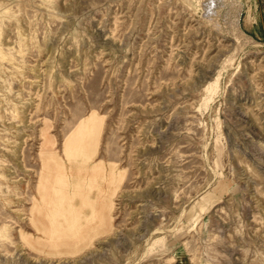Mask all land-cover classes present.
Here are the masks:
<instances>
[{"label": "rangeland", "instance_id": "obj_1", "mask_svg": "<svg viewBox=\"0 0 264 264\" xmlns=\"http://www.w3.org/2000/svg\"><path fill=\"white\" fill-rule=\"evenodd\" d=\"M82 120L108 228L53 249ZM0 264H264V0H0Z\"/></svg>", "mask_w": 264, "mask_h": 264}, {"label": "bare ground", "instance_id": "obj_2", "mask_svg": "<svg viewBox=\"0 0 264 264\" xmlns=\"http://www.w3.org/2000/svg\"><path fill=\"white\" fill-rule=\"evenodd\" d=\"M91 119H94V116H92ZM80 122L77 128L74 129L65 141L64 150L71 163L63 164L57 162L58 164L52 167L47 166L48 175H46V178L48 182L49 180L52 182L51 195H54L55 199L56 196L57 198H62L63 201L60 202V206H64V202L71 199L75 201L77 198L79 202L74 206L73 212L61 209L62 211L57 213L50 211L46 213L42 209L40 215L43 219L39 223L40 225L46 224L47 221L44 217L50 220L52 230H49L48 234H50L52 238L49 239V244L46 245H50L53 249L60 250L59 247H65L64 249L66 251H71L80 243L92 239L108 228V221L104 212L105 200L102 196L93 197V188L96 187V184L104 181L105 175L107 174L106 172L104 173V163H99L95 160V156H97L96 154L98 153V150H96V148H98V138L92 137L90 134L91 130L89 129V123H85L86 121L83 120ZM44 155L53 156L51 153ZM41 185L42 182H40V186ZM46 193L47 187L44 184L42 185L40 196ZM54 198H52V201L49 203H56ZM36 205L38 207L36 208L39 210V204L36 203ZM88 207H91V212H86ZM60 214L67 218L66 225L63 226L62 229H60L56 221L57 216ZM70 218L72 219L69 222ZM47 246H43V250L45 248L48 249Z\"/></svg>", "mask_w": 264, "mask_h": 264}]
</instances>
